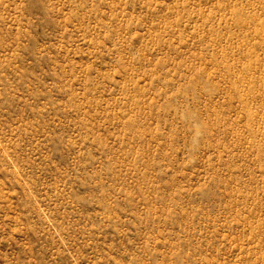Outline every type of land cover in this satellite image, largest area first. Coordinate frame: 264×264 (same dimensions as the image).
<instances>
[{"label": "rangeland", "instance_id": "374dc122", "mask_svg": "<svg viewBox=\"0 0 264 264\" xmlns=\"http://www.w3.org/2000/svg\"><path fill=\"white\" fill-rule=\"evenodd\" d=\"M0 264H264V0H0Z\"/></svg>", "mask_w": 264, "mask_h": 264}]
</instances>
